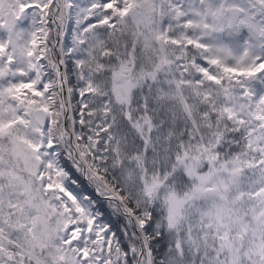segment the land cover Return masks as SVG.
<instances>
[{
    "label": "snow or ice",
    "instance_id": "snow-or-ice-1",
    "mask_svg": "<svg viewBox=\"0 0 264 264\" xmlns=\"http://www.w3.org/2000/svg\"><path fill=\"white\" fill-rule=\"evenodd\" d=\"M0 264H264V0H0Z\"/></svg>",
    "mask_w": 264,
    "mask_h": 264
}]
</instances>
